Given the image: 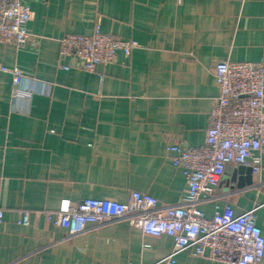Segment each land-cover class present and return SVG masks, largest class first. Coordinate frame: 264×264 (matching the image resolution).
Wrapping results in <instances>:
<instances>
[{"label": "crops", "instance_id": "crops-1", "mask_svg": "<svg viewBox=\"0 0 264 264\" xmlns=\"http://www.w3.org/2000/svg\"><path fill=\"white\" fill-rule=\"evenodd\" d=\"M24 1L38 45L0 44V62L22 69L31 93L15 98L0 71V264H166L169 235H144L127 219L70 235L47 214L86 198L126 202L132 191L178 203L188 183L167 145H204L217 62L264 61V0ZM98 24L138 46L95 72L60 67L59 40ZM260 157L259 170L227 165L202 204L208 216L217 204L255 209L264 235ZM193 251L175 253L176 264H221Z\"/></svg>", "mask_w": 264, "mask_h": 264}, {"label": "built area", "instance_id": "built-area-1", "mask_svg": "<svg viewBox=\"0 0 264 264\" xmlns=\"http://www.w3.org/2000/svg\"><path fill=\"white\" fill-rule=\"evenodd\" d=\"M29 5L24 0H0V44L19 48L36 47L39 37L28 29ZM59 66L95 72L101 65L118 62L119 53L130 55L137 41L102 31L98 24L90 34H66L60 40ZM0 71L13 79V96L29 97L21 87L25 73L0 62ZM219 93L209 112L204 145L183 147L169 143L167 152L174 166L182 169L188 188L180 201L160 207L153 195L132 191L126 202L86 198L77 205L52 211L47 218L70 235L83 232L89 224L106 225L127 219L144 235H169L173 253L166 264H176L175 253L192 247L194 255L221 264H264V235L255 209L236 213L233 206L217 204L208 216L202 204L209 201L228 164L259 170L264 150V61L215 64ZM4 219L0 194V222ZM18 223H30L29 211H22Z\"/></svg>", "mask_w": 264, "mask_h": 264}, {"label": "water", "instance_id": "water-1", "mask_svg": "<svg viewBox=\"0 0 264 264\" xmlns=\"http://www.w3.org/2000/svg\"><path fill=\"white\" fill-rule=\"evenodd\" d=\"M242 166H244V165H242Z\"/></svg>", "mask_w": 264, "mask_h": 264}]
</instances>
